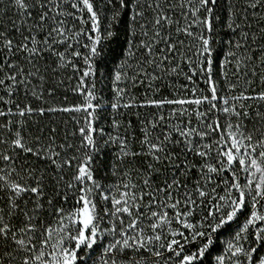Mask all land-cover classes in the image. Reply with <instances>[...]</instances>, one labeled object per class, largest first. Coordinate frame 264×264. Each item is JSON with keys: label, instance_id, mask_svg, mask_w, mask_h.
Masks as SVG:
<instances>
[{"label": "snow or ice", "instance_id": "snow-or-ice-1", "mask_svg": "<svg viewBox=\"0 0 264 264\" xmlns=\"http://www.w3.org/2000/svg\"><path fill=\"white\" fill-rule=\"evenodd\" d=\"M0 264H264V0H0Z\"/></svg>", "mask_w": 264, "mask_h": 264}]
</instances>
